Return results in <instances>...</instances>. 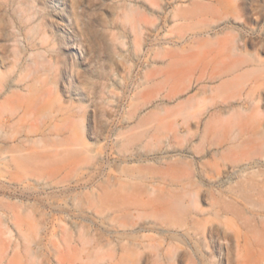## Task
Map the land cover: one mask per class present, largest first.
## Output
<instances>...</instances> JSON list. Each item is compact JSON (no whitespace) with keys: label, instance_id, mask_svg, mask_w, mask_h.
Returning a JSON list of instances; mask_svg holds the SVG:
<instances>
[{"label":"rangeland","instance_id":"obj_1","mask_svg":"<svg viewBox=\"0 0 264 264\" xmlns=\"http://www.w3.org/2000/svg\"><path fill=\"white\" fill-rule=\"evenodd\" d=\"M0 264H264V0H0Z\"/></svg>","mask_w":264,"mask_h":264}]
</instances>
